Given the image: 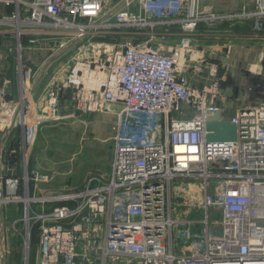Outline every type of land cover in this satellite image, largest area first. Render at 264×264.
<instances>
[{
  "label": "built area",
  "instance_id": "built-area-1",
  "mask_svg": "<svg viewBox=\"0 0 264 264\" xmlns=\"http://www.w3.org/2000/svg\"><path fill=\"white\" fill-rule=\"evenodd\" d=\"M232 20H252L264 37V0L232 12L207 0H0V47L20 83L16 101L0 85V133L21 127L26 149L0 163V206L24 205L27 243L38 232L35 264H264V53L259 70L247 67L257 79L249 98L237 101L220 62L196 61L188 40L201 24ZM120 29L136 39L99 38ZM176 30L180 45L153 43ZM70 44L78 50L51 76L41 108L34 76L49 72L26 64L24 50L56 56ZM205 65L209 80L194 84L189 70ZM67 89L77 109L116 114L112 171L33 195L50 175L30 168L29 140L33 148L38 127L59 118ZM186 184L197 190L178 189Z\"/></svg>",
  "mask_w": 264,
  "mask_h": 264
},
{
  "label": "rangeland",
  "instance_id": "rangeland-1",
  "mask_svg": "<svg viewBox=\"0 0 264 264\" xmlns=\"http://www.w3.org/2000/svg\"><path fill=\"white\" fill-rule=\"evenodd\" d=\"M218 1V7L220 9H234L233 11H237L245 3V0ZM232 26V28L236 29L234 27L235 25ZM132 31L133 29H120L116 30L113 34H103L99 36V38L108 41L116 39L115 42L124 43L128 39H136L133 36L135 35L134 33L130 34ZM235 31L237 35L233 38L239 40L240 32H238V30ZM215 32L213 31L212 33ZM219 34L220 35L215 36L211 34L206 39L202 37L198 38V44H200L199 53L206 59L215 57L216 54L230 55L229 48L233 46V43L236 45L237 41L225 38V40H222L223 42H219V44H226L228 47L223 48L221 52L216 51L218 49L215 50L212 46L220 41L218 37L225 36L221 33ZM170 36L172 35H167L163 38L159 36L160 38L153 43L172 46V42L170 41L172 37ZM234 48L236 49L233 50L235 57H239L240 54H243L242 46L240 48ZM77 50L78 48L75 44H70L68 48L57 53L56 56L53 55L51 49L42 50V52L34 48L24 50V62L26 64L33 66L35 70L41 67V69L49 72V75L43 74L39 77V74L35 75L32 73V75H35L34 79H37L35 83V98L38 104L40 101L41 108L43 106L41 97L43 98L45 95V89L50 83L51 76L61 69ZM9 59L10 56L7 54L6 49L0 47V62L3 60L8 61ZM46 60L48 61L46 62ZM42 61L43 66L41 65ZM255 61L249 64H253ZM14 63V61L13 63L10 62V65ZM205 66L208 69V66ZM253 66L252 68L255 69L256 66ZM245 67L247 68L248 65L246 64ZM245 67H243V69H246ZM206 79H208V77ZM226 82L229 81L227 80ZM258 83L264 88V79ZM257 92H259V90ZM62 98L59 118L38 127V133L34 147L32 148L33 151L29 157V165H31V167L36 166L37 169L50 175L52 184H56V186H52L50 189L55 191L61 190L66 187L65 184L67 185L70 182L73 183L74 180L75 182H81L85 173L97 165L104 170L109 167V163L107 162L112 147H110V139L112 137V131L114 134L113 126L116 122V114L114 113L107 111L100 113L87 112L77 109L71 91L68 89L62 93ZM41 108L38 110L39 112H41ZM5 137L8 139L5 144L7 149L16 146L20 154H24L26 149H24V134L21 127H17L10 135H8L6 131L3 132L0 135V140ZM107 139L109 140L107 141ZM95 149L96 152L94 151ZM72 179L73 181H71ZM203 218V216H193V219L196 220H202ZM16 222L17 225H14ZM27 229L28 223L25 217L23 204H11L8 206L7 211H3L0 215V255L3 253L6 255V264H35L38 254V232L32 230L31 243H27ZM202 229L200 225L198 230L201 231Z\"/></svg>",
  "mask_w": 264,
  "mask_h": 264
},
{
  "label": "crops",
  "instance_id": "crops-1",
  "mask_svg": "<svg viewBox=\"0 0 264 264\" xmlns=\"http://www.w3.org/2000/svg\"><path fill=\"white\" fill-rule=\"evenodd\" d=\"M207 1H211L216 3L217 9L221 10V11H229L232 12L234 9L232 10H228V9H220L218 7V0H207ZM242 8V7H241ZM241 8H239L238 10H240ZM236 11V10H235ZM235 25L234 28H232ZM238 30V32H240L239 36V40L233 38L236 37V31ZM215 33H212V32ZM219 33H221L222 35H225L224 37H218V42H216V45H213V49H218L216 51H222L223 48L228 47L226 44L225 45H221L219 44V42H223L222 40H225V38L230 39V40H235L237 41V44L233 46H231L232 48V53L231 55H224V54H216L215 57H211L210 60L214 61L213 58H216L217 61L220 62L221 64V68H220V76L223 78L222 82V86L224 89L225 93H229V94H233V96L236 97V100L238 101H242V100H246L249 98V94L246 91V87L247 85H250L251 82H255L257 79L256 77H253L251 74L247 73V68L245 67V65H249L250 62H254L258 63L261 62V58L263 56L264 53V37L261 35L256 34L254 28H253V24H252V20H232V21H222L220 23H218L215 27H207L204 24L199 25V29L196 31L195 34H191L188 37V40L192 42L193 47L196 48V54L194 56V58L196 59V61L199 59V57H203L202 54L199 53L200 51V44H198V38L202 37L203 39H206L207 37H209L211 34L213 36L215 35H220ZM233 35V36H232ZM185 34L181 33L180 31L176 30L174 32V35L170 36L171 38V42H172V46H178L180 45L179 43L182 42V40L185 38ZM232 36V37H229ZM202 39V40H203ZM205 41V40H204ZM227 42V41H226ZM243 49V54H240L239 57H235V55L233 54V50H236L234 47H241ZM219 52V53H220ZM187 57L185 59V61H187ZM13 61L16 63L15 60V56L10 57V59L7 60H3L0 62V85H4V81H7L9 84V91L10 94L8 95L7 99L9 101H16L19 97V93H20V83L18 82V71H17V67L15 63L10 65V62L13 63ZM189 63V62H188ZM253 63V64H255ZM225 65V66H224ZM243 67H245L246 69H243ZM225 68V69H222ZM222 72V74H221ZM208 69L206 66H204V69L200 72L197 73L196 71H194L192 68L191 70H189V77L192 79V82L196 85L199 84H203L205 83L207 80H209L208 77ZM208 77V79H206ZM229 82H226V81ZM225 83V84H224ZM42 100V98H41ZM2 133H0L1 135ZM10 133H8V135H10ZM113 131H112V137L110 139V154L108 156V162L109 163V169L107 168L106 170H104L103 168L101 169L100 166H95L94 168H91V170H89L88 172L85 173L84 177L82 178L81 182H75V180L73 181V179L71 181H73V183H69V184H65L66 187L62 188L59 191H55V190H51L50 187L52 186H56V184H52L51 180L49 181V183H42L39 186H36L35 182L32 183V194L33 195H44V196H52V194H59L64 192L65 190H68L69 188L71 189H75V188H80L81 186H83L86 182V180L91 176V175H110L111 171H112V167H113V158H114V150H115V146H114V141H113ZM7 138L1 139L0 140V163L6 159L7 156V152L11 149V148H6L5 144L7 143ZM109 139H107L108 141ZM16 147V146H14ZM13 148V147H12ZM18 148V147H17ZM96 152V149L94 150ZM21 156V154H20ZM36 162V161H35ZM31 169H35L36 166H32L30 165ZM64 186V185H62ZM38 187V188H37ZM9 205L3 206V211L6 212L7 208ZM37 206V205H36ZM42 204H38V208L41 207Z\"/></svg>",
  "mask_w": 264,
  "mask_h": 264
},
{
  "label": "bare ground",
  "instance_id": "bare-ground-1",
  "mask_svg": "<svg viewBox=\"0 0 264 264\" xmlns=\"http://www.w3.org/2000/svg\"><path fill=\"white\" fill-rule=\"evenodd\" d=\"M254 66H256V67H255V70H259L261 65L258 64V65H254ZM254 66H253V67H254ZM28 118H29V124L31 125L30 120L33 121V115H30V113H29V117H28ZM34 137H35V136H34ZM34 137L32 136V137L30 138V140H29V145H30V147H29V150H28V155H30L31 150H33V149H32V146H33ZM186 186H189L190 188H192V189H194V190H197V189H196V186H195L194 184H186V185H182V186H180L178 189H184V190H185Z\"/></svg>",
  "mask_w": 264,
  "mask_h": 264
},
{
  "label": "water",
  "instance_id": "water-1",
  "mask_svg": "<svg viewBox=\"0 0 264 264\" xmlns=\"http://www.w3.org/2000/svg\"><path fill=\"white\" fill-rule=\"evenodd\" d=\"M6 138V137H5ZM2 174H3V169L2 166L0 167V197H2L3 194V180H2ZM3 213V205L0 206V215ZM6 255L3 253L2 255H0V264H6Z\"/></svg>",
  "mask_w": 264,
  "mask_h": 264
}]
</instances>
